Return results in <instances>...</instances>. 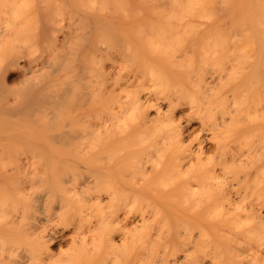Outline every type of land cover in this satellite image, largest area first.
Returning <instances> with one entry per match:
<instances>
[{
	"label": "bare ground",
	"instance_id": "6f19581e",
	"mask_svg": "<svg viewBox=\"0 0 264 264\" xmlns=\"http://www.w3.org/2000/svg\"><path fill=\"white\" fill-rule=\"evenodd\" d=\"M41 1L49 30L66 20L69 40L62 84L35 117L62 124L48 139L0 114L5 157L17 136L33 144L9 167L0 155V180H16L0 186L3 229L31 239L3 247L2 264H264L258 0ZM35 3L0 0L2 84ZM50 202L64 209L55 221ZM64 230L72 251L55 256L48 242Z\"/></svg>",
	"mask_w": 264,
	"mask_h": 264
},
{
	"label": "rangeland",
	"instance_id": "374dc122",
	"mask_svg": "<svg viewBox=\"0 0 264 264\" xmlns=\"http://www.w3.org/2000/svg\"><path fill=\"white\" fill-rule=\"evenodd\" d=\"M51 5L52 4L47 5V3L41 0H36L34 8L37 13H39V16L29 21L27 24L28 26H25L21 30L19 29L20 31L12 38V42L18 45L19 55L21 57L18 59L17 63L11 64L12 66H7V68H9L6 73L5 83H0V114L6 117L11 116L15 120L14 127L16 129H23L22 133L34 126L41 128L48 134V132H55L62 124L61 118H56L54 121L46 123L44 120L38 121L36 119L37 117H35L36 105L38 103H44L45 100H47L48 94L58 89L62 84L63 77L60 76V67L64 60V47L62 46L63 43L65 44V41L67 43L69 40L66 20L61 22V26H58L59 29L61 28L60 30L56 28H54V32L49 30L45 17ZM258 6L261 17H264V0H258ZM69 8L72 9L76 16L78 15L76 11L77 7L70 6ZM51 33L55 36V40L57 41H55L54 45L47 43V37L49 36V39L52 35ZM66 37H68V40H64ZM55 74H59L57 80L52 81V85L49 84L43 89H40V87H43L45 84L47 76L50 77ZM0 80L2 81V79ZM30 125L31 127H29ZM0 136L3 137L4 134L0 133ZM27 139L25 135L16 137L17 143L19 144L13 149L11 154H9L10 157H5L7 153L0 152V155L4 157L3 165H8L9 167V165L19 159L30 157L29 153H31V151L29 149L33 144L27 142ZM2 140L3 138L1 141ZM33 159L39 160L40 157L35 156ZM15 182V179H9V181L0 180V186H5L4 189L9 186L11 188ZM46 183L47 182H44V184ZM44 186L45 185L40 186L38 189H42ZM56 194L57 193H55V196L58 195ZM18 203L20 204V202ZM40 209L43 211L42 207H40ZM45 211L49 212L51 217H53L52 220L55 221L58 218L57 215L64 211V209H60L57 204L50 202L47 203L44 212ZM6 219L8 220L9 218H5L2 214L0 215V255L3 247L9 244L14 245L18 252L24 251V246L31 239L28 238L21 226L17 225L14 228L3 229V226L6 224ZM6 225H8V223ZM68 231L69 230L63 231V237L58 235L59 237L49 240L48 247L50 251H54L53 253L55 256L58 255L57 253H59V251H61V254L63 253V256L71 253L72 248L69 245V239L65 238V234H67ZM51 232L52 231L48 229L45 233V238L48 239ZM83 259L84 257L79 255L75 264H82ZM0 264H2L1 259Z\"/></svg>",
	"mask_w": 264,
	"mask_h": 264
}]
</instances>
